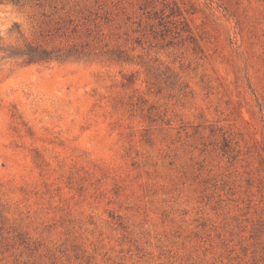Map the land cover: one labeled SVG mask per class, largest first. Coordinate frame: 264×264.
Listing matches in <instances>:
<instances>
[{"label": "rangeland", "instance_id": "rangeland-1", "mask_svg": "<svg viewBox=\"0 0 264 264\" xmlns=\"http://www.w3.org/2000/svg\"><path fill=\"white\" fill-rule=\"evenodd\" d=\"M0 264H264V0H0Z\"/></svg>", "mask_w": 264, "mask_h": 264}, {"label": "trees", "instance_id": "trees-1", "mask_svg": "<svg viewBox=\"0 0 264 264\" xmlns=\"http://www.w3.org/2000/svg\"><path fill=\"white\" fill-rule=\"evenodd\" d=\"M0 51L4 53V57H19L24 63H43L52 60H66L70 57H79L77 52L69 50L64 53H57L40 45L27 44L24 47L8 45L1 47Z\"/></svg>", "mask_w": 264, "mask_h": 264}]
</instances>
